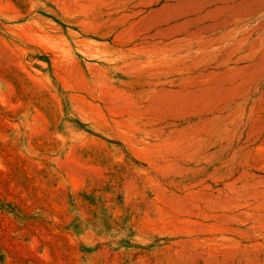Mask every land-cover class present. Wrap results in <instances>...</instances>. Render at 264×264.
<instances>
[{"label":"rangeland","instance_id":"374dc122","mask_svg":"<svg viewBox=\"0 0 264 264\" xmlns=\"http://www.w3.org/2000/svg\"><path fill=\"white\" fill-rule=\"evenodd\" d=\"M0 264H264V0H0Z\"/></svg>","mask_w":264,"mask_h":264}]
</instances>
